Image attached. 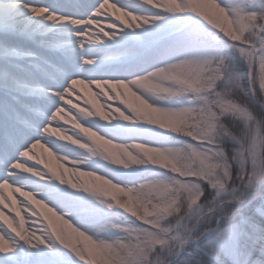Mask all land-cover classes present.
<instances>
[{
	"label": "snow or ice",
	"instance_id": "6c2138e0",
	"mask_svg": "<svg viewBox=\"0 0 264 264\" xmlns=\"http://www.w3.org/2000/svg\"><path fill=\"white\" fill-rule=\"evenodd\" d=\"M143 3L162 10L163 15L134 14L132 10H125L127 6L120 0H60L50 7L35 6L25 0H0V33L30 40L38 46V51L26 64L0 66V88L3 89L0 93V264H66L65 256L55 250L56 242L70 250L81 264H93L85 249L76 247L58 232L54 234L45 228L42 235L36 234L38 230L32 226L35 221L30 224L33 217L30 215L33 210L30 193L16 182L20 175L18 164L36 167L29 164L31 160L26 156L34 145L53 146L47 129L65 127L57 120V113L67 109L79 118V113L65 101L79 103L78 100L74 102L73 97L81 94V86L96 89L94 94H98L104 104L113 100L108 99L102 89L108 95H115V90L123 87L139 93L156 110L183 112L200 107V101L187 96L181 99L184 102L178 110L154 106L151 102L154 96L149 94L154 91L151 80L194 68L201 76L209 74L215 92L223 93L234 86L243 98L239 102L250 110L249 118L259 117L258 125L264 120V25L260 23L264 20V0H231L226 5L223 0H215L230 18L232 33L226 32L212 17L195 10L188 0H178L179 8L162 5L161 0H143ZM110 6L120 9L130 19L123 22L112 14ZM33 17L57 26L81 29L80 33H73L78 36L81 50L87 43L117 40L115 31L106 30L116 27V22L123 26L121 32L143 29L120 42L124 54L133 61L128 71L141 74V78H115L94 83L91 78H77L72 45L63 43L60 34L50 30L46 35L36 34L32 30ZM102 19L112 22L105 25ZM149 25L153 27H146ZM248 32L252 33V39L246 38ZM80 61L84 66L96 64L95 59L80 57ZM241 64L245 69L243 73L237 70ZM153 66H159L158 70L143 75ZM230 98L238 97L233 94ZM122 106L126 105L120 102L114 108L122 117L117 119L128 121L131 118L134 124H140L134 110L126 106L121 111ZM84 122L82 119L81 123ZM222 123L231 130L223 141L231 145L226 152L227 189L223 184L218 189L203 180L178 177L150 162L139 165L163 171L154 174L149 182L137 181L135 187H124L137 192L162 181L175 184L183 180L191 184L192 214L183 219L169 218L165 224L159 219L150 221L147 216L138 217L122 203L111 208L101 207L88 196L54 183L46 188L42 199L63 213L60 216L74 221L77 225L74 227L71 223L74 228L82 229L79 231L92 238L104 264H150V256L164 249H167L164 264H264V147L249 144L242 121L225 115ZM155 128L159 132L133 127L125 129L121 135L139 136L144 142L131 144L155 142L157 146L151 148L177 155L192 147H210L198 143L190 135ZM162 132L169 135L163 136ZM173 134L185 139L174 142ZM161 144L165 146L162 148ZM111 179L120 180L115 175ZM15 193L24 199L18 201ZM205 201H211L206 208L203 207ZM176 211L180 212L179 206ZM101 231L108 233L105 239L99 238ZM20 248L25 252L18 255Z\"/></svg>",
	"mask_w": 264,
	"mask_h": 264
},
{
	"label": "rangeland",
	"instance_id": "374dc122",
	"mask_svg": "<svg viewBox=\"0 0 264 264\" xmlns=\"http://www.w3.org/2000/svg\"><path fill=\"white\" fill-rule=\"evenodd\" d=\"M25 2L33 4L35 6H45L50 7L53 4L59 3L60 0H25ZM219 2V0H218ZM224 4H228L231 2V0H223ZM121 4H125L127 7L125 10H132L134 14H140V15H147V16H153L155 14L163 15L162 10L152 8L149 5H146L143 3V0H120ZM188 3L197 11L200 13H203L207 16L212 17L214 20H220V21H226L229 22L230 25L233 27L232 22L230 18L227 16V14L219 8V6L215 3V0H188ZM162 5H167L170 8H179L180 5L178 3V0H162ZM112 14L119 19H121L123 22L128 21V16L122 12L120 9L114 8L110 6ZM61 14V13H57ZM183 15V14H181ZM114 20V17H113ZM38 21V25L33 26L34 22ZM109 21L107 19H102V24H107ZM132 22H135V19L133 18ZM123 27L119 25V22H116V27L113 29H106L110 33L115 31L117 33V40H107L105 39L104 42L101 44H93V43H87L85 47L81 50L79 47V39L77 35H73V33H80L81 29H78L76 27L68 26V25H54L50 22H47L41 18H32V29L36 34H48L49 30L51 32H55L60 34L62 37V41L65 44L72 45L74 51H73V57H74V75L77 78H85L88 80L91 78V81L94 83L97 80H107V79H115V78H121V79H131V78H141V74L138 73H130L128 71L129 66L133 63L131 59L127 55L124 54L123 48L121 46V41L125 40V38L136 35L138 32L143 31V29L138 30H125L123 32L120 31V28ZM146 27H153L151 25ZM90 31L93 29H89ZM90 39H95V37H90ZM38 51V46L33 43L30 40L19 38V37H10L5 36L4 34L0 33V66H3L5 63L11 64V65H24L27 63L28 59H30L32 56L36 54ZM80 57H83L84 59H95L96 64L91 66H84L82 62L80 61ZM170 66V65H169ZM159 66H153L147 70L144 71L143 75L149 74L150 71L158 70ZM198 71L196 69H189L182 73H168L167 78H154L151 80V86L154 87V91H150L149 94L153 95L154 97L151 98V102H154L155 106H166L171 107L173 110H178L180 107V104L184 101H181V99H184L187 96H191L193 99L199 100V94L194 90L193 82L198 78L197 76ZM2 79V78H0ZM191 81V82H190ZM147 84L148 82H144ZM171 84L172 88L169 90V87H167V84ZM82 87L81 94L79 96H74V102L75 100H78L79 103H73V101H65V103H68L70 107L74 108L77 113L79 114H89L88 118L85 119L84 124L81 123L80 117L73 115L71 112L66 111L67 109H61L57 113V120L64 124L65 127L62 128H52L50 127L47 129L48 135H59V134H67L71 135L73 131L79 130L82 134V136L86 137L90 143L85 144L83 140L79 141L80 144L83 145V149H79L76 146H72V151L66 152L65 150L61 149L57 154L58 155H67L68 159H73L74 157H80L87 155L86 151H92L95 149L96 151H100L102 149H106L108 146L103 142V140H100L92 135V132L98 131L100 134H102L105 139H110L113 143H121V144H129L130 142H133L135 139V135L131 134H124L121 135V133L125 129L129 128H145V124H134L131 120V118L128 121H120L117 118L120 117V114L117 112L115 107H117V103H125L126 106H130L131 109L134 110V114L136 115L138 119V122L144 123L141 114L137 113L135 108L137 107V104L139 103V99H143L139 96V93L133 92L131 88H119L115 90V95H108L106 91L102 89V92H104L105 96H107L108 99L113 100V102H109V104H104L103 100H101V97L98 94H94L97 90L89 88ZM147 90V89H145ZM3 89L0 88V93H2ZM159 100H157V99ZM163 100V101H161ZM170 100V101H169ZM43 103V101H41ZM201 103V102H200ZM86 105V107H83ZM82 106V107H81ZM121 107V111L124 110V107ZM199 108V107H198ZM197 109V108H196ZM193 109H188L183 112H176L177 118L182 119L187 112L191 111ZM130 111V110H129ZM116 113V115H114ZM54 114V112H53ZM127 114V113H125ZM107 116L106 120H101L102 117ZM116 118V120L111 121L112 119ZM111 121V122H110ZM91 127L92 129L86 128ZM156 131V130H153ZM159 132V131H156ZM163 136H167L168 134L160 133ZM136 138H141L137 136ZM174 142H179L178 140H173ZM42 142V141H40ZM199 143V142H198ZM202 145H210V147H205L203 149H198L195 147L190 148L192 154H194L195 158L198 160V162L203 165L204 169L207 171V178L209 182L212 185H215L218 189L221 184L225 186V189H227V182L229 179V164L226 159V154L218 147L213 145L211 141L206 143H200ZM256 145L258 147H263V138L261 135V132L259 129L255 130L253 134L252 144ZM162 148L165 146L164 144L160 145ZM170 146V145H169ZM116 151V150H113ZM157 152L161 153H170L163 149L156 150ZM33 152H35L36 155H33ZM153 154V153H151ZM158 154V153H157ZM27 158L31 160L32 162H29L30 165H35L34 162L37 160V158H40L41 162L44 158L48 159L50 163V167H53L55 169V165L57 163L55 157H51L48 155L46 149L43 148L42 144H36L33 146L32 150L26 154ZM117 156L119 158V153H117ZM126 159V157H124ZM29 166V165H26ZM25 165L18 164L17 167L20 171H30L29 168H27ZM160 167H163L161 164ZM40 166H36V170H39ZM153 170V167H146L144 170H138L136 167L132 168L131 170L124 169L119 166L114 165H108V164H101L99 162H93L90 164L84 165L79 171L85 172V171H94L96 174H104L107 176V178H112L114 175L118 176L120 180L124 182H120V180H113V182H116L121 187H135L136 182H149L150 180H142L146 175H151ZM30 175V174H20L16 180L17 186L23 185L25 190L32 191L33 189L36 190V192H43L45 194V190L47 187H50L53 183L61 188L67 189L71 192H74L76 189H71L68 185H60L58 181H52V182H45L46 187H42L41 184H37L34 181H27L23 179L24 176ZM85 181H88V177L82 178ZM24 182H26L24 184ZM48 183L51 185L48 186ZM28 185L29 187H26ZM153 188H162V201L166 204V206L169 205V199L174 191L177 189L181 190V194H185L186 200L188 203L192 201V190L193 186L191 184L185 183L183 180L179 183L170 184L168 182H160L158 184H153ZM80 191V190H79ZM128 191V190H125ZM34 191L33 193L36 194ZM84 195L90 197V194L85 193L81 191ZM17 200H22V198L19 197V193L14 194ZM40 199L39 197H37ZM181 201V200H180ZM180 201L178 202L180 204ZM43 202L47 203L48 206L53 207L51 203H49L48 200L43 199ZM119 203V200L117 201ZM129 209L131 210V206H129ZM54 210L57 211L59 215H63L57 208L54 207ZM65 219H69L68 216H64ZM28 219V217H26ZM36 218L32 217L30 220V224L32 221H35ZM70 223H73L74 227H77L74 221L69 219ZM35 227L37 231V235H42L43 228H41L37 223H34L32 225ZM31 230V229H30ZM82 230V229H79ZM50 231V230H49ZM64 235L67 239H71L72 243L79 247V245H83V249H85L88 254L92 257L93 261L94 254L99 249L97 248V245L92 240H85L81 238L79 240V243H77L76 237L74 234L69 231L68 229H64ZM43 238V236H42ZM56 251H58L60 254L65 256L66 264H81L79 261L76 260V257L73 253H71L70 250L63 249L62 245H59L58 242H56ZM38 251V250H34ZM25 252V249L20 248L17 250V254H23Z\"/></svg>",
	"mask_w": 264,
	"mask_h": 264
},
{
	"label": "trees",
	"instance_id": "16d2710c",
	"mask_svg": "<svg viewBox=\"0 0 264 264\" xmlns=\"http://www.w3.org/2000/svg\"><path fill=\"white\" fill-rule=\"evenodd\" d=\"M216 23L222 27L226 32H234V28L230 25L229 22L215 20ZM252 34L251 32L246 33V35ZM238 71L241 73L244 72V66L238 65ZM207 73L201 76L197 74L198 78L193 82L194 90L199 94L201 106L197 109H193L182 118H177L176 112L169 113L164 111H159L154 109L152 106H148L142 102V99H139V103L135 110L137 113L141 114L143 122L150 124L152 126L146 125L148 128L159 131L155 127L164 128L168 131L177 132L179 135H190L194 140L199 143H206L211 141L213 145L220 148L225 154L231 148V145L223 144L224 138L230 134V129L227 128L223 123L222 119L225 115H230L235 117V119L240 120L244 123L245 129L247 130L249 136V144H252L253 134L255 130L259 129L263 138V147H264V125L260 123L257 124L259 117L255 119L249 118V111L245 106L239 101L243 98L239 96L238 90L233 86L229 87L226 91L228 92L227 98L224 99L219 105H213L211 110H208V93L213 92L215 84L208 79ZM191 82V81H190ZM169 90H171L172 85L167 84ZM235 94L238 98L231 99L230 97ZM155 106V105H154ZM166 107V106H165ZM163 134H168L163 132ZM185 138L177 135H172V141L178 140L182 142ZM144 142L143 138L139 140H134L131 143H140ZM162 145V144H161ZM223 145V146H222ZM150 146H157L155 142H152L148 145H145L141 149H132L128 148L127 151L131 153V156H126V159L129 162L131 170L133 167L138 170H144L148 166L139 165L141 163H153L157 166L163 165L164 168L168 169L178 177L184 178H195L196 180H203L206 183H210L207 178V171L204 169L198 160L192 154L191 150L182 151L178 155L172 153H159ZM222 146V147H221ZM153 153V154H151ZM158 153V154H157ZM159 160L161 162H154ZM163 170H160L156 167H153L151 175H146L142 180H151L154 178V174L161 173ZM167 175V173H164ZM211 184V183H210ZM144 190L148 193L147 197L143 200L137 198L136 191H125L126 195L123 199L119 200V203H122L129 208L138 216L149 217L150 221L152 219H159L161 224H165L169 218L174 216H179L180 212L177 213V207L179 206L180 200H186L185 194H181V190L177 189L174 191L169 199V205L162 201V188H153L152 185L144 187ZM195 203H199L198 200ZM110 243V242H109ZM93 264H104V260L100 250L96 251L94 254ZM79 261L78 258H76ZM81 263V262H79Z\"/></svg>",
	"mask_w": 264,
	"mask_h": 264
},
{
	"label": "clouds",
	"instance_id": "9594fccd",
	"mask_svg": "<svg viewBox=\"0 0 264 264\" xmlns=\"http://www.w3.org/2000/svg\"><path fill=\"white\" fill-rule=\"evenodd\" d=\"M127 18L130 19V17ZM260 23L264 25V20H261ZM246 38L252 39V34L247 35ZM227 95V91L223 93L215 91L208 93V110L210 111L213 105H219L224 99L227 98ZM142 102L148 106H152L144 99H142ZM88 115L89 114L87 113L79 114V117L81 120H85L88 118ZM106 119V115L101 118V120L103 121ZM113 120H116V118L112 119L111 121ZM260 123L264 125V120H260ZM140 124L146 125L147 123ZM92 135L100 140H103V142L108 147L100 151H96L95 149H93L92 151H86L87 155L74 157L73 159H68L67 155H58L57 153L61 149L65 150L66 152L72 151V146H76L79 149H83V145L80 144L79 141L83 140L85 144L90 143V141L86 137L82 136L79 130L73 131L71 135H49L53 146L49 147L44 144L42 145L43 148L46 149L48 155H50L51 157H55L57 161L55 169L49 166L50 161L48 159L44 158L41 162L40 158H37V160L35 161V165L40 166L39 170H36V167H33L29 168L30 171H20V174H30L24 176L23 179L27 181H34L37 184H41L42 187L47 186L45 183L46 181L52 182L58 180L59 183L62 185H68L73 189L90 194L91 199H93L98 206L106 208L113 207L117 204L118 200L124 198V196L126 195V189L124 187L119 186L118 183L113 182L112 179L107 178V176L104 174H96V172L94 171L81 172L79 170L84 165L93 162L119 166L124 169L129 168V162L127 159L124 158L126 156H131V153L128 152L127 149H141L145 145L113 143L110 139H105V137L98 131L92 132ZM117 153H119V158L117 156ZM33 155H36L35 152H33ZM154 162L161 161L155 160L154 158ZM83 177H88L89 180L85 181L82 179ZM29 193L30 203L33 209L30 212V215L36 218L35 223H37L41 228H46L52 231L54 234L58 232L61 236H65L63 230L66 228L74 234L77 243H79V240L81 238L85 240H92V238L86 232H82L74 228L68 220H65L53 208L49 207L47 203L43 202L42 198L37 199V195L43 197V192H38L35 195H32V191H29ZM136 195L138 199L143 200L147 197L148 193L144 190V188H142L136 192ZM210 203L211 201H205L203 207L206 208L207 205ZM190 207L191 205L188 203L187 200H181L179 204L180 215L174 216L172 219H183L189 216L190 214H192L190 212ZM107 235L108 233L106 231H101L99 233V238L105 239ZM68 241L72 243L71 239H68ZM79 248L83 250V245H79ZM166 252L167 249L161 250L157 253H153L150 256V264H164V261L166 259Z\"/></svg>",
	"mask_w": 264,
	"mask_h": 264
},
{
	"label": "bare ground",
	"instance_id": "6f19581e",
	"mask_svg": "<svg viewBox=\"0 0 264 264\" xmlns=\"http://www.w3.org/2000/svg\"><path fill=\"white\" fill-rule=\"evenodd\" d=\"M36 25H38V21H36V22H34V24H33V26H35L36 27ZM33 30V29H32ZM32 162V161H31ZM51 163V162H50ZM34 164H35V162H34ZM17 178H18V176H17ZM17 178H16V180H17ZM26 182H24V184H25ZM49 185H51L50 183H48V186ZM26 187H29L28 185H26ZM36 192V190L35 189H33V192ZM37 193V192H36ZM74 193H78V194H80V195H84L81 191H79V190H75L74 191ZM45 194H43V196H44ZM19 197L20 198H22V200L24 199L23 197H21L20 196V194H19ZM37 197H39L40 199L42 198V196H40V195H37Z\"/></svg>",
	"mask_w": 264,
	"mask_h": 264
}]
</instances>
